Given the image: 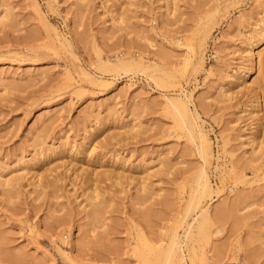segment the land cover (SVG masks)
I'll list each match as a JSON object with an SVG mask.
<instances>
[{
  "label": "rangeland",
  "instance_id": "obj_1",
  "mask_svg": "<svg viewBox=\"0 0 264 264\" xmlns=\"http://www.w3.org/2000/svg\"><path fill=\"white\" fill-rule=\"evenodd\" d=\"M101 1L0 0V12L9 14L0 23V171L31 159L37 135L48 148L47 165L56 167L45 186L30 184V177L20 180L15 195L0 187L3 264H172L181 250L187 264H208L217 252L223 253L220 264H248L250 252L255 264H264L263 160L252 163L262 169L247 167L246 178L237 181L224 151L231 139L227 148L235 158L250 153L249 95L241 85L235 97L221 95L230 85L227 63L239 54L249 21L264 14V0H180L171 16L166 0H116L121 21ZM48 22L70 44L57 43ZM205 28L210 34L200 66L192 49L199 48ZM120 55L161 62L175 75L150 65L112 68ZM180 90L193 92L190 105L205 120L214 146L207 168L215 191L202 202L231 203L219 225L189 237L186 225L197 213L193 196L201 188L195 173L206 164L167 107V96ZM111 106L115 112L108 113ZM44 110L55 114L35 129ZM130 121L139 125L130 129ZM70 145L74 150L64 153ZM164 150L170 152L166 167L158 160ZM122 163L120 181L100 173ZM84 165L95 171L104 194L98 208L83 193L92 184L80 180ZM132 176L147 178L142 198ZM174 235L182 242L173 244ZM7 253L11 257L3 259Z\"/></svg>",
  "mask_w": 264,
  "mask_h": 264
},
{
  "label": "bare ground",
  "instance_id": "obj_2",
  "mask_svg": "<svg viewBox=\"0 0 264 264\" xmlns=\"http://www.w3.org/2000/svg\"><path fill=\"white\" fill-rule=\"evenodd\" d=\"M90 0H76V2L79 5H85ZM180 0H166L165 3L167 4V15L171 16L172 12L177 9V6L179 5ZM103 4L110 5L111 8L110 12L113 14V19L117 20L122 18L124 12H117L118 16L116 17V8L118 5V1L116 0H102ZM131 4L133 3L132 0H124L123 3ZM119 6V5H118ZM109 7H107L109 9ZM119 8V7H118ZM120 9V8H119ZM118 9V11H119ZM121 10V9H120ZM124 10V9H123ZM125 11V10H124ZM176 11L173 12V15ZM262 16H256L253 20H250L248 25L247 32L244 33V38L242 41V44L240 48H238L236 51H240L239 54L233 59L235 61L227 63L228 72H226L225 77L228 78V84H230L227 87L221 88V95L227 96V98H233L235 93H240L245 89H247V94L249 95V100L246 103V106L248 108H244V111H246V115H248V118L251 119L250 123L248 124V128L250 130L249 138H248V144L250 145V153L248 156H243L242 162L239 160V158H235V154L232 152V150H229L227 148V144L231 141V139H226V142L224 144V151H227L231 155V160L229 163V169L228 171L231 172L232 177H235L236 180H244L246 178L245 173L243 172V169H247V167H250L253 169V172L259 171L262 169V165L264 164V14H261ZM9 18V14L6 11L0 12V23H4ZM48 28L50 31H52L53 38L57 43L66 45L70 44L69 40H66L62 37L61 33L57 30L56 26L48 22ZM206 29V28H205ZM203 37L201 38V43L199 48L194 46V49H192V53L199 59V65H204V54H205V47L207 44V38L210 34V29L204 30ZM202 35V34H201ZM198 43V42H197ZM218 51V50H217ZM167 54V52L165 53ZM108 63V62H103ZM148 65L150 67L155 66L159 71L162 73L169 72L171 74V70L168 71V69L163 65L161 62H157L155 64L147 63L144 59V56H135L131 57L129 59L123 58L121 55L116 63H114L112 68H144L149 69ZM148 71V70H147ZM174 74V71H172ZM257 74L256 80H254L252 83L249 82V78L254 74ZM33 71H27V75L33 74ZM37 73V72H35ZM92 80L98 81L99 78L96 76H92L89 72H85ZM152 73V72H150ZM156 73V72H155ZM163 74V75H164ZM168 74V75H170ZM152 75V74H151ZM154 75V74H153ZM170 75V76H171ZM175 75V74H174ZM24 76V75H22ZM162 76V75H161ZM21 77V76H20ZM0 78L4 79V76H0ZM24 78V77H22ZM163 78V76L161 77ZM1 79V80H2ZM168 79V78H167ZM168 82V81H167ZM11 84V82H9ZM8 83V84H9ZM165 83V81H164ZM14 86V82L12 83ZM17 84V83H16ZM243 86L242 89H237L238 86ZM10 86V85H9ZM9 86H7V90L9 89ZM193 92H191V96L188 93H185L184 90H180L177 96L170 97L167 96L166 102L168 104V109L172 111L175 124L177 126H180L182 128L186 127L188 129V136L191 140H194L197 144V148L200 152V155L202 156L205 166L203 165L201 170L199 169V172L195 173V177L198 181L201 183V188L194 194V208L197 209L196 215L193 217L192 221H189L186 225L185 229V236L189 237L192 235V233L195 230H205L211 226H217L219 225L218 222L221 221L225 216L226 213H228V206L231 205V203H223L216 206H212V203H203L202 197H205L206 195H210L213 191H215V188L212 183L210 171L207 168V164H211L213 161V157L215 156L214 153V146L212 139L209 135L208 130L205 128V120L201 116L200 112L196 109H193L190 105V103L193 101ZM246 102V101H245ZM108 113L115 112V107L111 106L108 109ZM243 111V112H244ZM57 112V111H56ZM55 114V111L51 110H44L43 112L39 113L38 117V124L36 125L35 129H39L42 126H45V122L47 119L52 117ZM101 116L96 117L97 121L100 120ZM121 120L118 119V121ZM114 121H117V118L114 119ZM41 122V123H39ZM133 122V123H132ZM130 121L128 124L130 126V129L135 128L137 125H139V122ZM127 125V126H128ZM126 127V124L124 125ZM129 129V127H128ZM185 129V128H184ZM186 129V130H187ZM187 132V131H186ZM228 135V134H227ZM89 135H86V138H89ZM229 136V135H228ZM228 136H226L228 138ZM37 143L39 142L38 148H36V151L33 154V157L29 160H23L20 159V166L17 168L12 169L10 172H3L0 171V187L3 191L8 193V195H15L19 193L18 191V185L21 179L23 178H30L33 177V181H30V184L32 183L34 186L38 187L40 184L45 186L46 178L50 175L52 171L56 167H53V165H47V159H48V152L47 149L44 147L45 141L42 139L40 140L39 135L36 137ZM85 143V142H84ZM84 147L82 149L83 152H85L87 149L86 143L83 144ZM71 146V145H70ZM73 147H67L66 149L62 150L64 153L66 152H72ZM77 151V150H76ZM81 151H77L76 153L79 154ZM75 153V152H74ZM170 152H163L159 155V163L161 166L166 167L167 160L169 158ZM220 157V156H218ZM241 158V157H240ZM230 159V158H229ZM263 160V164L254 165L252 163ZM19 162V161H18ZM46 162V163H45ZM112 162H115V160H112ZM50 163V162H49ZM124 163L120 164L118 170L114 171L113 169L109 170L106 169L104 171H101L102 175L104 174L106 178H113L116 177L117 180L120 181L122 177H124L123 172L121 170L124 169ZM42 165V166H41ZM47 165V166H45ZM219 165L216 166V169ZM243 167V168H241ZM249 168V169H250ZM81 174V181L83 184L90 183L88 187L85 188L84 194L86 195V199L90 200L91 203L95 204V207L98 208L101 206V203H103V192L102 190L96 185L97 183V176H94L95 171L89 169L87 166H81L82 171ZM161 170V169H160ZM51 171V172H50ZM99 172L97 173V175ZM100 175V174H99ZM261 174H257V176H260ZM79 176V175H78ZM80 177V176H79ZM134 180L138 178V182L136 183L137 190H138V197L142 198L144 191L148 190V185L146 181V177L140 176L135 178V176H132ZM32 179V178H30ZM29 179V180H30ZM259 179V178H257ZM35 187V188H36ZM236 186H234V189ZM217 190V189H216ZM217 193L219 194V190H217ZM238 197H240V194H237ZM103 199V200H102ZM192 203V202H191ZM203 203V204H202ZM230 204V205H229ZM193 206V205H192ZM92 210H89L88 213L92 215ZM229 214V213H228ZM181 237L174 235L172 237V242L174 243H181L182 240H180ZM64 240V238H63ZM147 243V240H145ZM141 242H142V234H141ZM180 247H182L180 245ZM12 255V254H11ZM9 253L3 255V259L11 257ZM14 255V254H13ZM223 255L221 252H217L212 256V262L208 264H220V258ZM71 256V255H70ZM159 255H156L155 260L157 261L159 258ZM178 260L175 263L172 264H187V256L184 253V251H180L178 253ZM72 258V257H71ZM248 264H255L254 255L253 253H248ZM149 259L145 256V260ZM141 260H142V254H141ZM155 261V263H156ZM78 263V262H77ZM158 263V261H157ZM156 263V264H157ZM0 264H3V261L0 259ZM80 264V263H78Z\"/></svg>",
  "mask_w": 264,
  "mask_h": 264
}]
</instances>
